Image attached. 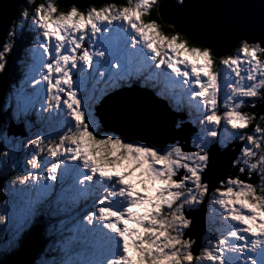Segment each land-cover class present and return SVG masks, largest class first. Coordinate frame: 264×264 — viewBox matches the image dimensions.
Listing matches in <instances>:
<instances>
[{
	"label": "snow or ice",
	"instance_id": "obj_1",
	"mask_svg": "<svg viewBox=\"0 0 264 264\" xmlns=\"http://www.w3.org/2000/svg\"><path fill=\"white\" fill-rule=\"evenodd\" d=\"M16 7L0 37V73L27 36L25 62L40 79L29 76L32 90L16 89L3 113L0 166L17 175L16 198L0 211L8 241L0 255L15 256L47 216L55 222L45 229L52 234L39 264H264V3L237 6L243 11L232 26L244 35L230 54L182 30L165 34L152 18L160 0H19ZM133 77H162L169 91L156 94L175 111L186 97L195 127L179 120L182 137L144 142V133L160 130L134 102L118 99ZM33 113L45 131L25 144L11 124L29 125ZM218 152L230 169L223 175L214 174ZM205 204L210 227L198 242L190 216Z\"/></svg>",
	"mask_w": 264,
	"mask_h": 264
},
{
	"label": "water",
	"instance_id": "obj_2",
	"mask_svg": "<svg viewBox=\"0 0 264 264\" xmlns=\"http://www.w3.org/2000/svg\"><path fill=\"white\" fill-rule=\"evenodd\" d=\"M18 3L19 0H0V37L4 35L5 22L10 17L13 21L15 20ZM176 3L177 0H160L162 6L160 16L165 23H173L176 26L175 29L173 28L174 30H182L185 34H190V37H195L206 44H211L221 54H228L236 43L235 38L244 35V30L232 26L234 19L243 11L237 6L242 4H254L258 6L264 3V0H185L188 7L182 12L174 7ZM17 43L18 47L9 60L6 72L0 73V126L5 121L1 103L16 71L15 63L21 50V38L18 39ZM118 92H121V96L118 99L134 102L146 120L160 130L159 132L149 131L144 133L143 135L146 137L144 142L152 141L155 143L164 139H171L172 137L179 138L180 135H184V131L176 128L175 124L177 119H185V113L180 114V112L173 111L167 102H163L165 101L164 99H161L162 101L158 100V97L152 91L134 86ZM111 96H115V93ZM104 99H108V97ZM111 103L112 101H109V104ZM97 108L101 112L104 111L100 105ZM184 123L185 126L194 128L191 126L190 121H184ZM10 133L15 134V129H11ZM17 134L24 135V132L18 129ZM216 157L220 161L216 159L214 174L223 175L230 172L225 153H217ZM2 182L3 178L0 176V188ZM204 209V206L198 209L201 216L196 211L190 216L193 219L190 229L191 236L198 242L200 234L203 231ZM197 215L199 218H197ZM41 228L42 226L40 225L27 233L17 254L2 258L0 264L4 260L15 261L16 264H31L36 257L38 248L43 244Z\"/></svg>",
	"mask_w": 264,
	"mask_h": 264
},
{
	"label": "rangeland",
	"instance_id": "obj_3",
	"mask_svg": "<svg viewBox=\"0 0 264 264\" xmlns=\"http://www.w3.org/2000/svg\"><path fill=\"white\" fill-rule=\"evenodd\" d=\"M29 47H27L26 48V50L28 49ZM201 63H203V61H200ZM162 67V66H161ZM130 68H131V66H130ZM170 71V70H169ZM29 76L28 74H26L23 70H22V68L20 67V75H19V77H22V76ZM174 75V74H173ZM14 76H15V74H14ZM38 79H40V77L38 78ZM207 79V77H205V80ZM149 82V81H148ZM159 82V80H157V83ZM165 84V83H164ZM18 87H14L13 88V92H11L10 94H9V98H8V101H7V103L4 105L5 106V110H6V108H7V105L9 104V102H11L12 103V105L14 106L15 105V100H14V96H13V94H14V92H15V90L16 89H19V88H24L25 90H26V86H25V84H24V81H21V82H19L18 84H16ZM165 86H166V84H165ZM169 89H167V91H168ZM157 96V95H156ZM158 97V96H157ZM159 98V97H158ZM161 99V98H160ZM162 99H165V98H162ZM198 99V98H197ZM166 100V102L167 101H169V99H165ZM172 106V110L173 111H175L174 110V107H175V104H173V105H171ZM183 109H184V111H186V112H189V108H188V105H187V98H185V100H184V102H183ZM38 110V112L40 111V109L39 108H37ZM6 118V117H5ZM186 118V117H185ZM188 118L189 117H187V120H188ZM178 120V119H177ZM181 120H183V119H181ZM4 126V123H3V125H1L0 126V128H2ZM13 126L15 127L14 129H15V135L17 134V132H18V130H16V129H20V131H23L22 130V128H21V126H18L15 122L13 123ZM13 129V128H12ZM43 129H45V126H42V130ZM35 131V132H34ZM37 131H41V129L40 128H38V129H36V130H33L32 131V135L31 136H33ZM18 135V134H17ZM18 136H20V135H18ZM24 136H26L25 134L24 135H21V137H24ZM181 136H183V135H181ZM24 143L26 144L27 143V140L26 141H24ZM0 147H1V149H0V153H2V152H4V151H6L7 149L5 148V146H4V142L2 141V140H0ZM9 147H11V146H9ZM218 147V146H217ZM20 148V145H17V149H19ZM24 155H26L25 153H23L22 151H17V156L18 157H20V158H22ZM48 159L49 160H52L53 158L52 157H48ZM69 163H74L73 161H69ZM25 167H27V165H26V163H25V165H24ZM50 166V165H49ZM61 167H63V166H61ZM0 175L3 177V179H4V181H3V183H2V186H1V190H0V211H2V210H4V208H5V201L7 200V201H9V202H11L13 199H15L16 198V194L13 192V190H12V186H11V184H10V181L12 180V179H14L15 178V176L17 175V173H16V171L14 170V169H12L10 166L9 167H7V168H5V167H3V166H0ZM41 176H43V173H41ZM51 183H53V182H51ZM58 183L60 184V185H56V182H54V184H55V191H56V194H57V196L59 197V196H61L62 195V193L64 192V189L61 187V182L60 181H58ZM17 187H19V185H17ZM64 187H66V185L64 186ZM199 216H201V214L199 215ZM45 221L44 222H49L48 223V227L50 226V224L51 223H54L52 220H50L47 216H45L44 218H43ZM70 219V218H69ZM58 226V225H57ZM69 226H71L70 224H69ZM9 227L11 228V225H9ZM59 227V226H58ZM207 231H208V229H209V227H210V220H208V223H207ZM0 228H3V225H0ZM52 233L49 231V232H46V231H44V234H43V237H45V236H50ZM2 237H3V233H0V252H3V249L7 246V243H8V241H6V240H3L2 239ZM8 237H9V240L10 239H12V231L10 230L9 232H8ZM46 239V242H45V246H44V251H41L40 252V257H37L36 258V260L33 262V264H39V261H40V259L41 258H43V253L45 252V251H47V248H48V245H49V239L48 238H45ZM41 249V248H40ZM5 256H7V255H3V257H5ZM1 258V257H0Z\"/></svg>",
	"mask_w": 264,
	"mask_h": 264
},
{
	"label": "trees",
	"instance_id": "obj_4",
	"mask_svg": "<svg viewBox=\"0 0 264 264\" xmlns=\"http://www.w3.org/2000/svg\"><path fill=\"white\" fill-rule=\"evenodd\" d=\"M121 2H122V0H121ZM160 17H161V16L158 15L157 12H156L155 10H153L152 18L158 20V22H159L160 25H161L162 31H163L165 34H174V31H175V30H174L172 27H169V24L165 23V22L162 20V18H160ZM24 43H25V42H24ZM24 45H25V44H24ZM23 47H24V46H23ZM24 48H25V47H24ZM221 78L223 79V76H222V75H221V77H220L219 79H221ZM136 81H137L136 78L133 77V82H136ZM15 82H16V78L14 79L13 84H15ZM11 87H12V86H11ZM158 97L161 98L160 96H158ZM0 149H1V147H0ZM44 221H45V220L42 219V220H41V224H43ZM46 228H48V226H47ZM46 228H43V231H45ZM204 235H205V234H203V233L200 234V240H201V241H202ZM0 257H2V256H0Z\"/></svg>",
	"mask_w": 264,
	"mask_h": 264
},
{
	"label": "flooded vegetation",
	"instance_id": "obj_5",
	"mask_svg": "<svg viewBox=\"0 0 264 264\" xmlns=\"http://www.w3.org/2000/svg\"><path fill=\"white\" fill-rule=\"evenodd\" d=\"M221 81L223 80L222 78L220 79ZM162 99V98H161ZM183 111H184V109H183ZM183 112L182 111H180V114H182ZM184 113H187L186 111H184ZM184 115V114H183ZM186 117V118H185ZM184 118L187 120V116H185L184 115ZM177 121V120H176ZM193 127H195L193 124H191ZM27 131V134H26V137H17V139L18 140H21V141H25V138H28V136H29V132H28V129L26 130ZM218 153H220V152H218ZM208 207V206H207ZM208 211H209V209H207V211H206V213H208ZM205 222L207 223L208 222V220H207V215L205 216Z\"/></svg>",
	"mask_w": 264,
	"mask_h": 264
},
{
	"label": "bare ground",
	"instance_id": "obj_6",
	"mask_svg": "<svg viewBox=\"0 0 264 264\" xmlns=\"http://www.w3.org/2000/svg\"><path fill=\"white\" fill-rule=\"evenodd\" d=\"M161 18V17H160ZM228 54H230V53H228ZM163 67V66H162ZM123 91V90H122ZM121 93V92H120ZM109 95L111 96V94L109 93ZM158 100H160V101H162L160 98H157ZM165 100V99H164ZM163 102H166V100L165 101H163ZM107 107V106H106ZM103 110V109H102ZM6 119V118H5ZM14 129V128H13ZM16 130H18V129H16ZM183 135V134H182ZM180 137H182L181 135H180ZM218 155H220V154H218ZM216 159L217 160H219L218 159V157H216ZM220 161V160H219ZM197 218H199V216L197 215ZM193 232H195L194 230H193ZM7 256H9V255H7ZM4 258V257H3ZM5 258H6V256H5Z\"/></svg>",
	"mask_w": 264,
	"mask_h": 264
},
{
	"label": "clouds",
	"instance_id": "obj_7",
	"mask_svg": "<svg viewBox=\"0 0 264 264\" xmlns=\"http://www.w3.org/2000/svg\"><path fill=\"white\" fill-rule=\"evenodd\" d=\"M199 242H202V241L199 239Z\"/></svg>",
	"mask_w": 264,
	"mask_h": 264
}]
</instances>
